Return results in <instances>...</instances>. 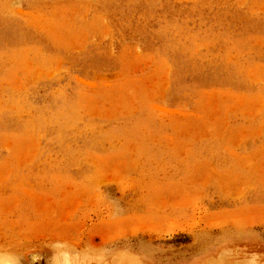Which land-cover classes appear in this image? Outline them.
Segmentation results:
<instances>
[{"label":"rangeland","instance_id":"1","mask_svg":"<svg viewBox=\"0 0 264 264\" xmlns=\"http://www.w3.org/2000/svg\"><path fill=\"white\" fill-rule=\"evenodd\" d=\"M0 264H264V0H0Z\"/></svg>","mask_w":264,"mask_h":264}]
</instances>
